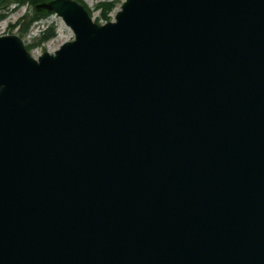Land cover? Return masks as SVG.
<instances>
[{"label":"water","instance_id":"obj_1","mask_svg":"<svg viewBox=\"0 0 264 264\" xmlns=\"http://www.w3.org/2000/svg\"><path fill=\"white\" fill-rule=\"evenodd\" d=\"M37 59L0 36V264H264V0H125Z\"/></svg>","mask_w":264,"mask_h":264},{"label":"rangeland","instance_id":"obj_2","mask_svg":"<svg viewBox=\"0 0 264 264\" xmlns=\"http://www.w3.org/2000/svg\"><path fill=\"white\" fill-rule=\"evenodd\" d=\"M75 1L84 5L85 9L88 11L89 15L93 18L94 21L100 20L99 23L104 24L105 21L101 19V5L104 3L115 2V8L109 14V17H111L113 20L115 14L120 10L121 4L125 0H80L81 2L79 0ZM48 3H44L38 6L26 4L11 7L7 17L4 20L0 21V36L15 35L20 37L26 49L35 58H38L45 52L54 53L61 47L62 44L73 40L74 34L71 29L67 27L62 19L54 12H51L52 15H50L46 19L34 24L29 32H26V34L22 31L25 27L23 18L26 16H32L35 9L40 10L41 8H44L43 5H46ZM48 27H51L53 29V37L46 42H42V31H45Z\"/></svg>","mask_w":264,"mask_h":264},{"label":"trees","instance_id":"obj_3","mask_svg":"<svg viewBox=\"0 0 264 264\" xmlns=\"http://www.w3.org/2000/svg\"><path fill=\"white\" fill-rule=\"evenodd\" d=\"M51 0H0V21L4 20L7 15L9 14V11L11 7L13 6H21V5H32V6H38L44 3H48ZM80 1V0H79ZM81 2V1H80ZM115 8V2H109V3H104L101 5L102 9V20L105 22H108L111 20V17H109V14L114 10ZM52 15L51 12H48L45 8H41L40 10L35 9L34 13L32 16H26L23 18V23L25 24V27L23 28V32H29L31 27L46 19ZM98 23L100 20H96ZM42 42H46L49 39L53 37V29L51 27H48L45 31H42Z\"/></svg>","mask_w":264,"mask_h":264}]
</instances>
